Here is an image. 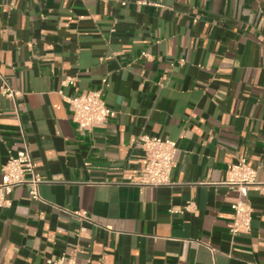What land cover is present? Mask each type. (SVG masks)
I'll return each instance as SVG.
<instances>
[{"label":"crops","instance_id":"1","mask_svg":"<svg viewBox=\"0 0 264 264\" xmlns=\"http://www.w3.org/2000/svg\"><path fill=\"white\" fill-rule=\"evenodd\" d=\"M91 91L116 117L81 130ZM143 136L177 142L171 185L138 184ZM26 147L42 200L0 207V264H264V185L228 183L264 182V0H0V184Z\"/></svg>","mask_w":264,"mask_h":264},{"label":"built area","instance_id":"2","mask_svg":"<svg viewBox=\"0 0 264 264\" xmlns=\"http://www.w3.org/2000/svg\"><path fill=\"white\" fill-rule=\"evenodd\" d=\"M123 5H126L124 2ZM72 84V81H69ZM3 93L14 97L16 92L10 88H3ZM73 113V118L81 130H91L95 126L107 123L116 117L102 97L101 91H91L85 94L66 98ZM141 145L145 153L146 165L142 170L139 185L163 187L171 185V175L176 166L178 153L177 142L160 137L143 136ZM44 183L28 147L17 153H11L2 169V183L0 184V207L10 205L9 196L14 189L25 187L34 201H41L40 186ZM228 183L240 188H259L264 185L257 179L256 171L242 160L232 166ZM191 204L187 206V209ZM233 217L230 232L233 236L250 232L252 229L253 208L247 201L239 200L232 206ZM75 215L88 220L85 213L75 212ZM49 264H83L75 257L62 255Z\"/></svg>","mask_w":264,"mask_h":264}]
</instances>
